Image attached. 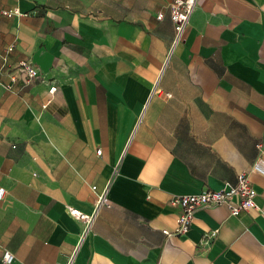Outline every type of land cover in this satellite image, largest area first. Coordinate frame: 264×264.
Listing matches in <instances>:
<instances>
[{
  "label": "crops",
  "instance_id": "0c3cea01",
  "mask_svg": "<svg viewBox=\"0 0 264 264\" xmlns=\"http://www.w3.org/2000/svg\"><path fill=\"white\" fill-rule=\"evenodd\" d=\"M170 2L0 0L19 12L0 18V55L13 43L10 61L39 72L8 86L0 72V264L4 250L9 264H264V172L251 170L264 162V0H197L174 47ZM242 170L256 207H203L164 234L172 195ZM106 186L84 231L68 205L91 213Z\"/></svg>",
  "mask_w": 264,
  "mask_h": 264
},
{
  "label": "built area",
  "instance_id": "2783aa9c",
  "mask_svg": "<svg viewBox=\"0 0 264 264\" xmlns=\"http://www.w3.org/2000/svg\"><path fill=\"white\" fill-rule=\"evenodd\" d=\"M197 0H171L169 5V17L173 23L174 35L172 47L181 42L185 38L186 29L189 24L190 16L194 10ZM17 7H0L1 17H12L18 14ZM163 13L159 12L157 18H162ZM14 44L6 46L4 52L0 55L1 65L0 72L5 71L8 76V82L21 79L23 85L32 83L39 75L38 69L33 65L32 61L28 59H20L16 62H11L9 54L13 51ZM56 86L51 85L49 91L55 90ZM166 95H169L166 93ZM257 146H260L259 144ZM97 153H100V148L96 149ZM261 169L264 172V162L259 158L251 167L252 169ZM117 172V166L113 168L112 173ZM95 190L96 186L92 185ZM107 186L101 191H96V199L94 209L91 213L81 211L77 207L68 205L69 213L76 219L80 220L84 224V231H86L96 213L101 206H109L110 203L107 199ZM5 189L0 186V199L4 196ZM256 191L249 179V170H242L237 174L236 182L233 184H226L219 189H201L195 193L188 194H176L170 198V203L179 207V212L176 215V226L173 231L164 229L163 232L166 235L171 233L180 234L186 233L193 221L194 213L197 209L208 207L212 205H225L227 206L231 215H239L242 211L249 208L256 207L254 197ZM216 229L206 233L207 236H214ZM2 261L4 263H12L14 261V254L9 250H4L2 254ZM70 264V261L67 263Z\"/></svg>",
  "mask_w": 264,
  "mask_h": 264
}]
</instances>
